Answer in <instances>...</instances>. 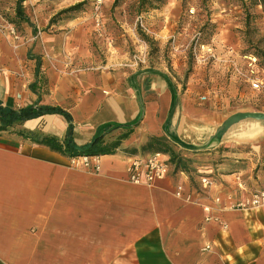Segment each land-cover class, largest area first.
<instances>
[{"label":"crops","instance_id":"crops-1","mask_svg":"<svg viewBox=\"0 0 264 264\" xmlns=\"http://www.w3.org/2000/svg\"><path fill=\"white\" fill-rule=\"evenodd\" d=\"M5 1L0 101L13 109L58 107L71 121L45 115L0 131V264H264V206L237 207L264 189L259 136L249 138L254 145L248 152L217 151L244 143L223 135L234 124L225 127L230 118L218 123L198 107L194 89L182 92L165 67L151 66L147 56L137 61L122 54L101 65L91 54L90 23L83 18L37 33L30 7L42 12L35 7L41 0L23 3L29 23L18 27L3 17ZM171 5L164 10L173 15L178 8ZM165 36L164 27L157 37ZM216 46L232 62L231 52ZM137 122L122 149L164 137L187 159L215 151L220 161L201 167L207 174L190 165L189 172L176 170L169 162L165 178L137 184L130 181V163L150 154L119 149L72 159L19 134L63 140L71 124L74 141L83 144L107 126ZM204 151L210 153H199Z\"/></svg>","mask_w":264,"mask_h":264},{"label":"rangeland","instance_id":"rangeland-1","mask_svg":"<svg viewBox=\"0 0 264 264\" xmlns=\"http://www.w3.org/2000/svg\"><path fill=\"white\" fill-rule=\"evenodd\" d=\"M80 2H84L80 12L70 14L68 20L50 23L57 13ZM168 4L178 8L173 15L165 13ZM5 6V20L17 21L15 27L21 25L14 14L16 2L6 0ZM35 7L42 8V12L34 13V5L30 7L31 17L39 25L37 33L53 32L55 26L83 18L90 23L91 54L101 65L118 54L137 61V57L147 56L151 66L167 69L170 80L182 92L194 89L197 106L214 115L218 123L237 114H264V91L254 90L248 80L253 59H257L260 76L264 75V10L253 0H146L144 4L142 0H118L117 5L115 0H41ZM27 9L24 13L30 18ZM164 27L166 36L157 37ZM216 44L231 52L232 62L226 61L222 50L215 52ZM203 96L206 100L201 99ZM223 135L228 140L240 137L244 143L236 148L224 144L217 151L238 148L248 152L254 145L249 138L257 136L264 147V121L243 119ZM214 152L211 157L192 156L190 167L207 174L201 167H215L221 158Z\"/></svg>","mask_w":264,"mask_h":264},{"label":"trees","instance_id":"trees-1","mask_svg":"<svg viewBox=\"0 0 264 264\" xmlns=\"http://www.w3.org/2000/svg\"><path fill=\"white\" fill-rule=\"evenodd\" d=\"M26 0H17L16 3V16L20 21L29 23V20L24 16L23 3ZM146 0H142V4ZM118 0H115V5H117ZM253 4L260 5L264 10V0H253ZM84 6V2H80L74 6L66 8L59 13H57L50 21L51 24H55L57 20H68L72 16L70 14L75 12H80ZM63 15H68L66 18H61ZM11 24H18L17 21L12 20ZM148 40V37H145ZM63 115L69 122L71 121L70 115L58 107L52 106H38L29 105L25 108L13 109L6 106L0 101V131H10L17 125H21L27 120L36 119L43 117L45 115ZM139 125V122L131 125L122 126H107L103 132L100 131L90 142L77 144L73 137V128L70 124L68 132L63 140H60L54 136L44 135L41 133L30 132L26 133L20 131L21 136L27 135L31 137L34 142L39 145L46 146L50 150L60 153L65 157L72 159L80 157H98L105 155H113L119 149H122L123 143L128 140L134 133L135 128ZM115 130H122L116 135H110ZM125 153L129 155H136L138 152L141 154H155L162 153L169 155V162L174 164L176 170H182L189 172V165L191 164L190 159L182 156L181 153L177 152L174 144L164 137H149L148 140L137 149L136 147L124 148L122 149Z\"/></svg>","mask_w":264,"mask_h":264},{"label":"built area","instance_id":"built-area-1","mask_svg":"<svg viewBox=\"0 0 264 264\" xmlns=\"http://www.w3.org/2000/svg\"><path fill=\"white\" fill-rule=\"evenodd\" d=\"M252 76L249 82L254 90L264 91V75L260 76V68L257 59H253L249 63ZM263 72V71H262ZM264 73V72H263ZM202 100H206L203 96ZM170 170L169 159L165 158L162 153L150 154L147 157H135L129 167V178L131 182L151 185L157 180L165 178ZM205 186L211 185L207 178H202ZM264 206V189L257 190L252 196L244 201L237 203L239 208H259Z\"/></svg>","mask_w":264,"mask_h":264},{"label":"water","instance_id":"water-1","mask_svg":"<svg viewBox=\"0 0 264 264\" xmlns=\"http://www.w3.org/2000/svg\"><path fill=\"white\" fill-rule=\"evenodd\" d=\"M247 118H253L257 120H263L264 121V114L263 113H246V114H237L233 117H231L225 124V127H229L235 123L240 122L243 119Z\"/></svg>","mask_w":264,"mask_h":264},{"label":"bare ground","instance_id":"bare-ground-1","mask_svg":"<svg viewBox=\"0 0 264 264\" xmlns=\"http://www.w3.org/2000/svg\"><path fill=\"white\" fill-rule=\"evenodd\" d=\"M204 129V128H203ZM207 129V128H206ZM201 130V129H200Z\"/></svg>","mask_w":264,"mask_h":264}]
</instances>
